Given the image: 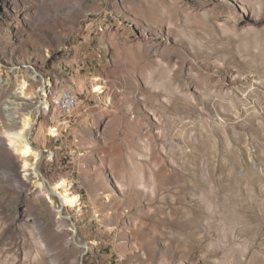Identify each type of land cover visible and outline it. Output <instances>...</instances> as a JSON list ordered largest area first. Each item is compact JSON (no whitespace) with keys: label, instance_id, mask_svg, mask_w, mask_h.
Returning a JSON list of instances; mask_svg holds the SVG:
<instances>
[{"label":"rangeland","instance_id":"rangeland-1","mask_svg":"<svg viewBox=\"0 0 264 264\" xmlns=\"http://www.w3.org/2000/svg\"><path fill=\"white\" fill-rule=\"evenodd\" d=\"M29 67L79 96L31 140L82 207L0 133V264H264V0H0V132Z\"/></svg>","mask_w":264,"mask_h":264},{"label":"bare ground","instance_id":"bare-ground-1","mask_svg":"<svg viewBox=\"0 0 264 264\" xmlns=\"http://www.w3.org/2000/svg\"><path fill=\"white\" fill-rule=\"evenodd\" d=\"M14 74L16 82L20 85V91L16 94L26 99L33 100L36 98L37 101L34 103L39 113L37 118L34 117L30 112L20 113V116H17V107H10L9 109L11 110L9 115L11 119L14 120V123H17L16 127L10 130L4 129L0 133L5 136L9 148H11V150H13L15 154L20 157L22 163L21 166L23 167V170L26 171L25 175H31L32 178H34V190H36L39 195L43 196L51 205V207L55 209L57 218L63 223V220H65L67 217L63 214L65 208L72 209L76 214L79 213L82 207L81 197L73 192V183L67 178L58 180L51 187L47 186L46 180L40 171L42 150L35 146L31 140V133H33L32 131L34 126L39 121L38 119L40 118V112L42 114V111H46V109L48 110L51 105L54 107V109H59L58 101L61 93L57 94L56 97L52 98L51 101L49 100L48 93L51 90L50 87L52 84L46 79L42 78V75L37 70V67H29L22 71L16 70ZM36 78H41V80H43L40 84V89L33 91L32 84ZM95 87V90L93 89L94 91H100L102 89V86L100 85ZM50 135H57V128L51 127ZM70 229L73 231V233H77L74 223L73 227Z\"/></svg>","mask_w":264,"mask_h":264},{"label":"built area","instance_id":"built-area-1","mask_svg":"<svg viewBox=\"0 0 264 264\" xmlns=\"http://www.w3.org/2000/svg\"><path fill=\"white\" fill-rule=\"evenodd\" d=\"M78 94L71 89H63L59 96V112H67L78 103Z\"/></svg>","mask_w":264,"mask_h":264},{"label":"water","instance_id":"water-1","mask_svg":"<svg viewBox=\"0 0 264 264\" xmlns=\"http://www.w3.org/2000/svg\"><path fill=\"white\" fill-rule=\"evenodd\" d=\"M42 153H43V151H42ZM41 171V170H40ZM42 173V172H41ZM85 248H87L86 247V245H85ZM85 254H86V250L84 251V253L82 254V261H81V264H83V258H84V256H85Z\"/></svg>","mask_w":264,"mask_h":264}]
</instances>
